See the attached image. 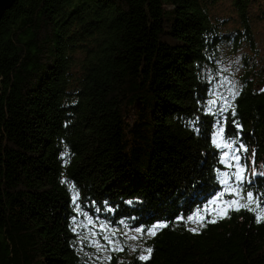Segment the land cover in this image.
Listing matches in <instances>:
<instances>
[{"label":"trees","instance_id":"1","mask_svg":"<svg viewBox=\"0 0 264 264\" xmlns=\"http://www.w3.org/2000/svg\"><path fill=\"white\" fill-rule=\"evenodd\" d=\"M257 23L264 0H15L0 20V264H264V212L225 217L229 195L202 211L233 171L221 128L264 204ZM85 215L143 230L141 249L96 258Z\"/></svg>","mask_w":264,"mask_h":264},{"label":"snow or ice","instance_id":"2","mask_svg":"<svg viewBox=\"0 0 264 264\" xmlns=\"http://www.w3.org/2000/svg\"><path fill=\"white\" fill-rule=\"evenodd\" d=\"M264 91V90H261ZM235 95H238V92L233 93V98H235ZM215 103V101H213ZM234 109H233V115H234ZM217 138L219 141L217 142L216 146L218 148H226L231 151V155H229L228 152L224 153L225 159L222 161L226 164L227 167L232 168L233 171L228 173H221L222 180L221 183L223 185V191L220 193L219 196H217L214 200H212L211 207L205 208L202 211L208 212L209 216H212L217 213L216 204L217 201L221 199L224 195L232 196L233 199L224 201V205H226L224 209V216H227V212L229 210L232 211H240L241 209H246L248 211H254L255 209H260L261 212H264V204L261 202V197L259 195H255L252 191L244 192V185L245 184H252V180L250 175L248 174V169L245 164L241 163L242 156L240 153L246 152L247 148L243 144H238L237 141L234 140H226L223 137V129L221 128L217 132ZM254 155V154H253ZM228 160L233 161V163H228ZM255 171H253L252 175H256ZM246 199V203H242ZM253 205H255V209L253 208ZM224 218V217H220ZM192 223L198 224L200 227L205 226L207 223H216L217 219H206L205 217L201 216L199 213L194 217L188 218ZM256 222L257 223H264V215L260 214V212H257L256 214ZM167 227L166 224H157L152 229H150L147 232V235L155 236L158 229H162ZM198 228H190L189 231H192L193 233L198 232ZM143 231V230H138ZM131 239H137V237H131ZM109 243H113V241H109ZM102 247V246H101ZM113 251H123V248H114ZM135 250V249H134ZM146 254L140 255L139 259L141 261H147L151 258L152 249L147 248L144 250Z\"/></svg>","mask_w":264,"mask_h":264},{"label":"rangeland","instance_id":"3","mask_svg":"<svg viewBox=\"0 0 264 264\" xmlns=\"http://www.w3.org/2000/svg\"><path fill=\"white\" fill-rule=\"evenodd\" d=\"M221 11L222 8L218 7V9H215V14L219 16ZM255 29V35L259 45L264 46V26L257 23L255 24ZM229 79L230 80H228L226 84L223 83L224 86H231L234 81V76ZM228 82L231 84H228ZM82 221L83 222L79 224V228L85 232V236L88 238V242H90V245L93 249V254L98 259H108L109 253L113 251L112 249L114 248H123V250H128L130 252L141 249L142 243L137 241V239H131V237H140L141 232L138 231L140 229H129L122 227L117 229V233L120 235V237H116V231H111L103 223H101V227L99 226V228H95L93 220L86 215L83 216ZM109 241H113V243H109Z\"/></svg>","mask_w":264,"mask_h":264},{"label":"water","instance_id":"4","mask_svg":"<svg viewBox=\"0 0 264 264\" xmlns=\"http://www.w3.org/2000/svg\"><path fill=\"white\" fill-rule=\"evenodd\" d=\"M15 0H0V20L5 12L11 8Z\"/></svg>","mask_w":264,"mask_h":264}]
</instances>
